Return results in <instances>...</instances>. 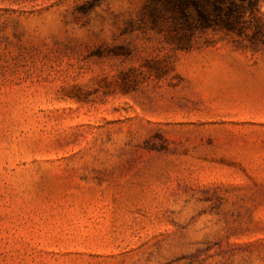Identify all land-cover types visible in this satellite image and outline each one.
<instances>
[{"label": "rangeland", "instance_id": "rangeland-1", "mask_svg": "<svg viewBox=\"0 0 264 264\" xmlns=\"http://www.w3.org/2000/svg\"><path fill=\"white\" fill-rule=\"evenodd\" d=\"M186 10L0 0V264H264V0Z\"/></svg>", "mask_w": 264, "mask_h": 264}, {"label": "trees", "instance_id": "trees-1", "mask_svg": "<svg viewBox=\"0 0 264 264\" xmlns=\"http://www.w3.org/2000/svg\"><path fill=\"white\" fill-rule=\"evenodd\" d=\"M169 4L177 6L186 17L189 4L195 7L200 18V23L204 26L223 25L229 29L240 27L247 9L257 6L258 0H240L248 3V8L236 3V0H168ZM262 27L257 26L254 36L264 39ZM242 29V28H239Z\"/></svg>", "mask_w": 264, "mask_h": 264}]
</instances>
